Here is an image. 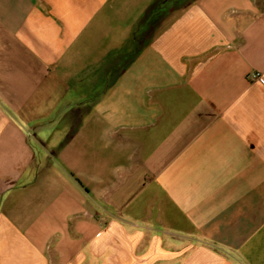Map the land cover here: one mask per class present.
Masks as SVG:
<instances>
[{
  "label": "crops",
  "instance_id": "crops-1",
  "mask_svg": "<svg viewBox=\"0 0 264 264\" xmlns=\"http://www.w3.org/2000/svg\"><path fill=\"white\" fill-rule=\"evenodd\" d=\"M0 264H264V0H0Z\"/></svg>",
  "mask_w": 264,
  "mask_h": 264
},
{
  "label": "built area",
  "instance_id": "built-area-1",
  "mask_svg": "<svg viewBox=\"0 0 264 264\" xmlns=\"http://www.w3.org/2000/svg\"><path fill=\"white\" fill-rule=\"evenodd\" d=\"M258 75V73H252L251 76L252 77H256Z\"/></svg>",
  "mask_w": 264,
  "mask_h": 264
}]
</instances>
